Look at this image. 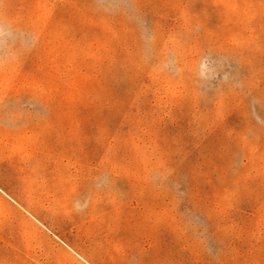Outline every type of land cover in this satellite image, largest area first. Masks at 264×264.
Instances as JSON below:
<instances>
[{"label": "rangeland", "instance_id": "374dc122", "mask_svg": "<svg viewBox=\"0 0 264 264\" xmlns=\"http://www.w3.org/2000/svg\"><path fill=\"white\" fill-rule=\"evenodd\" d=\"M0 264H264V0H0Z\"/></svg>", "mask_w": 264, "mask_h": 264}]
</instances>
